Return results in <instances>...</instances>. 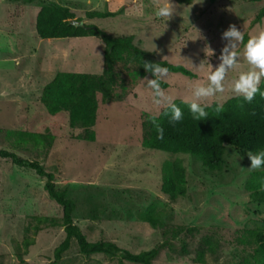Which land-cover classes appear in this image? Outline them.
Returning a JSON list of instances; mask_svg holds the SVG:
<instances>
[{
    "label": "rangeland",
    "instance_id": "rangeland-1",
    "mask_svg": "<svg viewBox=\"0 0 264 264\" xmlns=\"http://www.w3.org/2000/svg\"><path fill=\"white\" fill-rule=\"evenodd\" d=\"M67 6L82 22L93 23L110 35H130L135 45L155 59L182 64L193 77L168 71L161 88L182 100L191 85L206 82L209 63L215 67L222 45L220 33L229 24L244 33L245 41L264 30V0H202L188 4L170 0L172 15L158 18L155 9L165 0H53ZM36 0H0V148L45 166H55L56 187L74 183L70 195L73 215L86 238L116 243L131 252L166 241L154 264L254 263L256 244L249 229L264 228V204L249 199L245 181L250 170L247 151L224 144L219 169L208 170L193 156L142 145L141 121L160 107L151 99L143 79L131 75L137 66L119 61L108 95L96 93L93 126H69L62 114L57 121L45 115L40 93L57 71L92 74L103 70V42L97 36L40 38L34 29ZM111 15L88 18L86 11ZM210 47L211 56L206 55ZM241 42L237 51H242ZM158 50V51H156ZM247 65L242 57L226 73L225 91L208 102L222 103L229 86ZM26 133V135H24ZM37 133L39 140H32ZM91 133L90 140L87 134ZM52 134L54 137L51 139ZM239 154V157H238ZM177 159L184 167L185 193L169 199L160 189L161 166ZM45 178L32 169L0 157V264H49L53 248L63 239L59 225L38 221L39 216L60 217V206L47 197ZM94 204L96 217H85L83 207ZM153 205L160 212L157 227L139 219ZM203 259L196 261V252ZM53 264H136L101 253L82 254L73 239Z\"/></svg>",
    "mask_w": 264,
    "mask_h": 264
},
{
    "label": "trees",
    "instance_id": "trees-1",
    "mask_svg": "<svg viewBox=\"0 0 264 264\" xmlns=\"http://www.w3.org/2000/svg\"><path fill=\"white\" fill-rule=\"evenodd\" d=\"M31 2L33 0H21ZM39 8L34 18V29L40 38H63L79 36H97L103 42V70L101 73L92 74L76 71H57L53 77L44 84L41 93V106L48 118L57 121L62 114L69 126L79 124L82 127L93 126L97 100L96 93L108 95L109 88L115 80V65L119 61L131 62L137 66L132 69L131 75H142L145 73L142 64L149 61L167 67L168 71L179 72L189 77L194 74L182 64L169 62L165 59H155L151 53L132 41L130 35H110L102 31L93 23L74 25L73 12L65 5L53 0H36ZM181 4H188L192 0H174ZM212 1V0H210ZM259 15L264 14V6L258 11ZM111 15L105 11L88 10L86 16L105 17ZM166 83L161 81V86ZM264 90V82L260 85ZM182 99L175 98V103L181 108L182 119L178 122H169L167 116L159 117V124L163 128V139L157 138V133L151 123L147 120L146 114L142 121L143 138L142 145L146 148L160 149L171 153H184L193 156L201 165L208 170L219 169L222 164L224 144H228L239 151H251L264 148V98L257 94L251 103H245L240 98H227L223 104V111L219 114L214 112L217 102L212 101V108L207 109L209 116L203 120L192 119L187 106L181 103ZM161 111V109H159ZM158 111V112H159ZM26 135V133L24 134ZM32 140L38 141L37 133H31ZM54 137L52 134L51 139ZM92 140L93 135L87 134ZM0 157L20 167L32 169L37 175L45 178L43 189L47 197L60 206V217L39 216L38 221L59 225L64 232L63 239L53 248V264L61 254L69 247L73 239L80 253L88 255L101 253L107 256H115L136 264H154L152 261L159 253V250L166 245V241H160L149 249L138 252H131L128 249L119 247L110 240H88L79 226L74 223L73 215L76 212V201L70 195L76 187L74 183H67L62 187H56L54 180L58 174L55 166H45L36 160H29L13 151L0 148ZM161 191L169 199H175L185 193V172L184 167L177 159H168L163 162ZM245 188L248 191L250 200L264 204V169L254 172L252 177L245 181ZM85 217H96L98 209L94 204L83 207ZM160 212L156 211L153 205H148L139 212V219L148 223L151 227L161 224ZM248 236L256 244L254 249V263L264 264V228L249 229ZM203 259L201 248L196 252V261Z\"/></svg>",
    "mask_w": 264,
    "mask_h": 264
},
{
    "label": "clouds",
    "instance_id": "clouds-1",
    "mask_svg": "<svg viewBox=\"0 0 264 264\" xmlns=\"http://www.w3.org/2000/svg\"><path fill=\"white\" fill-rule=\"evenodd\" d=\"M200 2L202 0H195L194 3ZM173 11L170 0H165L163 4L155 9L154 15L167 20ZM220 36L225 43L218 55L219 62L215 67L209 63L206 82L193 83L190 98L181 101L182 104L187 106L192 119L195 121L203 120L209 116L207 109L212 108V103L208 102V98H214L217 94L225 91L226 73L238 65L240 57H242L247 68L239 71L232 79L229 86V92L231 93L229 98H240L245 103H251L257 94L264 98V90L260 87L261 83L264 82V30L249 36L245 41L244 33L235 25L229 24L220 33ZM241 42H243V49L238 52L237 47ZM212 51L210 47H207L206 55L211 56ZM142 67L145 73H150V77L145 76L143 79L151 89L152 102L161 109L155 114H149L146 118L154 127L157 138L163 139L164 130L158 122L159 117L161 115L167 116L171 123L180 121L183 114L181 108L175 103V97L166 94L161 88V81L167 77L168 68L149 61H144ZM222 111L223 104L216 103L214 112L219 114ZM246 155L250 161L248 166L250 170L264 167V148L257 150L255 153L247 151Z\"/></svg>",
    "mask_w": 264,
    "mask_h": 264
},
{
    "label": "water",
    "instance_id": "water-1",
    "mask_svg": "<svg viewBox=\"0 0 264 264\" xmlns=\"http://www.w3.org/2000/svg\"><path fill=\"white\" fill-rule=\"evenodd\" d=\"M83 22H82V20H73L72 21V24H74V25H78V24H82Z\"/></svg>",
    "mask_w": 264,
    "mask_h": 264
}]
</instances>
